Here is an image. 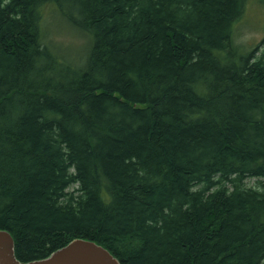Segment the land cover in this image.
Listing matches in <instances>:
<instances>
[{"label":"trees","instance_id":"1","mask_svg":"<svg viewBox=\"0 0 264 264\" xmlns=\"http://www.w3.org/2000/svg\"><path fill=\"white\" fill-rule=\"evenodd\" d=\"M247 0H0V230L121 264H264V39ZM52 5L90 38L44 41ZM255 179L254 184H247Z\"/></svg>","mask_w":264,"mask_h":264},{"label":"rangeland","instance_id":"2","mask_svg":"<svg viewBox=\"0 0 264 264\" xmlns=\"http://www.w3.org/2000/svg\"><path fill=\"white\" fill-rule=\"evenodd\" d=\"M41 28L44 41L54 46V50L75 62L83 60L90 43L89 36L66 23L54 6L45 8ZM235 39L244 52L259 48L258 55L263 49L264 0H247L242 16L235 25ZM255 181L249 179L247 184H254Z\"/></svg>","mask_w":264,"mask_h":264},{"label":"water","instance_id":"3","mask_svg":"<svg viewBox=\"0 0 264 264\" xmlns=\"http://www.w3.org/2000/svg\"><path fill=\"white\" fill-rule=\"evenodd\" d=\"M0 264H121L103 245L77 238L49 256L32 261H21L15 253L12 235L0 230Z\"/></svg>","mask_w":264,"mask_h":264}]
</instances>
